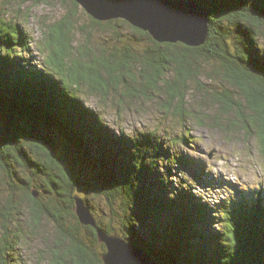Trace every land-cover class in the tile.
Here are the masks:
<instances>
[{
    "label": "trees",
    "instance_id": "16d2710c",
    "mask_svg": "<svg viewBox=\"0 0 264 264\" xmlns=\"http://www.w3.org/2000/svg\"><path fill=\"white\" fill-rule=\"evenodd\" d=\"M186 1L209 14L207 38L200 46L157 42L124 19L90 17V47L80 46L73 55L71 22L63 20L44 25L42 42L36 44L45 54L39 67L28 58L31 40L20 24L0 16V101L13 124L0 143V187L7 194L0 204V264H13L21 239L38 231L43 216L55 235L35 254L34 263L103 264L104 244L74 213L72 191L79 178L58 154L51 129L98 161L102 173L94 188L106 202L108 221L97 219L91 202L83 199L106 234L140 246L160 264H264L262 182L255 187L233 184L222 199L206 200L193 190L206 184L205 165L178 150L189 142L186 135H176L180 143L174 146L154 131H114L103 113L81 98L94 97L106 105L111 95L124 101L137 92L150 89L156 96L155 90L166 88L162 105L169 112L192 92L188 81L198 70L196 60L210 61L228 83L222 92H214L218 114L213 123L235 112L227 130L245 128L264 155V0ZM69 2L72 15L78 4ZM98 30L107 37H96L93 31ZM117 105L112 101L115 110ZM29 120L35 125L26 131L20 122ZM34 127L44 131L50 145L31 132ZM25 202L29 231L12 230L13 213H21ZM82 226L85 236L79 234ZM97 243L99 252L93 249Z\"/></svg>",
    "mask_w": 264,
    "mask_h": 264
},
{
    "label": "rangeland",
    "instance_id": "374dc122",
    "mask_svg": "<svg viewBox=\"0 0 264 264\" xmlns=\"http://www.w3.org/2000/svg\"><path fill=\"white\" fill-rule=\"evenodd\" d=\"M74 9L73 14L69 15V12L72 11L69 0H0V16L18 22L29 36L31 53L28 58L30 57V62L36 67H39L38 64L45 56L38 50L37 45L42 42L46 24L61 23L63 20L71 22L68 24V32L73 55L75 52L77 55L76 50L80 46L90 47V16L79 5ZM85 26L83 31L82 28ZM121 31L126 32V29L122 28ZM105 33L99 30L98 33L93 31L96 37L97 35L107 37V33ZM262 33L264 34V31ZM260 43L264 46V38ZM91 48L95 53L98 51L93 46ZM194 65L198 70L194 79L190 80V78L188 81L189 89L192 92L187 93L185 101L181 105H172L169 112L162 105L168 98L165 93L166 88L164 91L161 88L160 92L155 90L156 96L150 94V89L147 94L137 92L133 97H125L124 101L118 100V95H111L110 102L106 105L96 103L94 97L82 95L81 98L87 101L91 109L103 113L105 122L114 131L118 128L127 134H134L137 131H154L156 135L165 138L167 143H172L174 146L176 143H180L178 137H181L182 134L186 135L189 142L178 146V150L187 157L197 159L205 165L204 180H206V184L204 183L203 186L196 184L193 190L206 200L212 202L222 199L228 194L227 186L230 188L233 184H236L237 187H255L262 182L264 186V155L255 138L248 136L242 126L234 127L233 131L227 130V125L236 118L235 112L220 115V119L217 120L219 125L213 123L215 112L216 115L218 114L216 111L218 107L215 106L217 105L215 95L218 93L214 94V92H222L228 86L223 71L217 64L202 59H197ZM135 87L139 88V85L136 84ZM112 101L118 102L116 110L112 106ZM243 110L245 114L248 113L245 107ZM18 117L25 116L19 114ZM20 124L26 131H29L35 122L29 120V123L20 122ZM49 133L56 140V149L65 161L64 164L71 166L72 170L75 169V175L79 178L75 190L72 191L73 194L82 198L86 196L87 202L89 204L91 202L93 206L94 216L97 219L102 218L103 221H108L104 214L108 211L106 202L95 193L94 188L95 178L102 173L96 158L90 159L89 156H85L84 152L68 144L63 136L54 129L49 130ZM188 171L189 169L185 168L183 172L188 173ZM6 195V190L4 191V188L0 187V204L5 200ZM24 204L23 210L20 209L21 213H13L14 223L9 225L12 230L21 228L29 231V227L25 223L29 217L28 203ZM83 226L78 230L79 234L85 236L88 232ZM54 235L53 225L43 216L38 231L35 230V233L27 235L25 241L21 239L14 255L13 264H36L32 260L35 254L44 247L45 243H48V240L51 242ZM99 243L101 242L99 241ZM93 249L99 252L101 247L97 243Z\"/></svg>",
    "mask_w": 264,
    "mask_h": 264
},
{
    "label": "water",
    "instance_id": "95a60500",
    "mask_svg": "<svg viewBox=\"0 0 264 264\" xmlns=\"http://www.w3.org/2000/svg\"><path fill=\"white\" fill-rule=\"evenodd\" d=\"M90 17L99 21L121 18L132 26L146 31L157 42L182 43L186 46L202 45L207 36L209 18L207 10L186 0H74ZM22 120V119H20ZM0 101V143L5 130L13 124ZM46 140L44 131L34 127ZM50 135V133H49ZM51 136V135H50ZM52 137V136H51ZM53 141L56 140L52 137ZM36 196V193H33ZM74 213L81 225L92 226L98 240L105 246L103 264H159L140 246L101 230L82 197L74 196Z\"/></svg>",
    "mask_w": 264,
    "mask_h": 264
}]
</instances>
